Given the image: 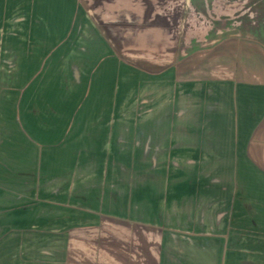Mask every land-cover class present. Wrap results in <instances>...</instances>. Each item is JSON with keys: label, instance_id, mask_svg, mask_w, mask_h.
<instances>
[{"label": "crops", "instance_id": "obj_1", "mask_svg": "<svg viewBox=\"0 0 264 264\" xmlns=\"http://www.w3.org/2000/svg\"><path fill=\"white\" fill-rule=\"evenodd\" d=\"M0 264H264V0H0Z\"/></svg>", "mask_w": 264, "mask_h": 264}, {"label": "rangeland", "instance_id": "obj_2", "mask_svg": "<svg viewBox=\"0 0 264 264\" xmlns=\"http://www.w3.org/2000/svg\"><path fill=\"white\" fill-rule=\"evenodd\" d=\"M102 235H104V234H100V233L83 234V233H81V234H76L75 236L78 237V239H79L77 241L83 240V241L89 242L88 243V247H89V244H92L94 246L93 248H86V247H84L85 246L84 245V246H82V248H83V251L91 254L93 258H96V257H99V255H100V250H98L99 249V245L98 244L101 241L100 238H101ZM113 236L115 237L116 235L113 234ZM94 242H96V244L98 246H96ZM78 250H79V248H78Z\"/></svg>", "mask_w": 264, "mask_h": 264}]
</instances>
